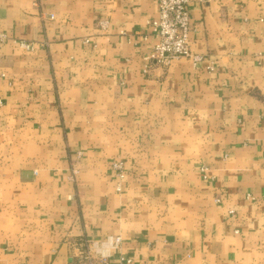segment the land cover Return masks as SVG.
Instances as JSON below:
<instances>
[{
    "label": "crops",
    "instance_id": "1",
    "mask_svg": "<svg viewBox=\"0 0 264 264\" xmlns=\"http://www.w3.org/2000/svg\"><path fill=\"white\" fill-rule=\"evenodd\" d=\"M190 13L147 72L157 0H0V264H264V0Z\"/></svg>",
    "mask_w": 264,
    "mask_h": 264
},
{
    "label": "built area",
    "instance_id": "2",
    "mask_svg": "<svg viewBox=\"0 0 264 264\" xmlns=\"http://www.w3.org/2000/svg\"><path fill=\"white\" fill-rule=\"evenodd\" d=\"M157 2L158 15L149 21V34L155 38V42L152 52L148 56L150 61L146 65L145 71H149L153 62L169 63L180 57H187L191 59L194 65H198L204 59V56L195 53L191 48L190 35L193 30L190 13L191 0H157ZM108 23V20H103L100 25L107 27ZM6 38L5 33L0 34V40L4 41ZM20 44L28 50H34L37 46V43L33 41H20ZM43 45L44 43H40V46ZM2 103L3 100L0 98V104ZM125 164L122 159H118L112 164L119 180H122L126 175ZM207 170L208 167H202L204 177H207ZM77 172L78 169L74 167L72 179H75ZM120 187L119 182L118 189ZM122 241L121 235L113 234L99 239H85L80 255L81 264H112L110 262L111 253L114 249L121 247ZM131 262V257L121 255L114 264H131Z\"/></svg>",
    "mask_w": 264,
    "mask_h": 264
}]
</instances>
